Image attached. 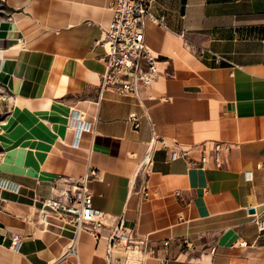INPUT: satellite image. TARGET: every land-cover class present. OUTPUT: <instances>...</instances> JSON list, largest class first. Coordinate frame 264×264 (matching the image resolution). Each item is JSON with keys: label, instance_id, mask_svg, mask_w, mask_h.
<instances>
[{"label": "crops", "instance_id": "obj_1", "mask_svg": "<svg viewBox=\"0 0 264 264\" xmlns=\"http://www.w3.org/2000/svg\"><path fill=\"white\" fill-rule=\"evenodd\" d=\"M110 3L0 0V27L15 38L0 40V49L22 45L29 63L11 77L15 86L28 79L18 95L0 79L16 96L11 116L20 129L4 138L16 149L11 155L1 142L0 264H106L118 220L148 241L128 244L129 251L115 244L111 264H264L257 225L264 220V0H153L150 11L161 24L144 22L145 42L158 58L153 84L138 97L107 90L98 101L104 64L96 41L110 23ZM61 74L71 81L62 84ZM71 118L88 125L76 143ZM210 141L230 146L221 168L198 166L199 147L193 164L170 157L175 145ZM88 168L98 172L89 186L104 226L98 238L81 232L77 258L64 259L73 227L41 210L40 199L69 187L57 178Z\"/></svg>", "mask_w": 264, "mask_h": 264}, {"label": "built area", "instance_id": "obj_2", "mask_svg": "<svg viewBox=\"0 0 264 264\" xmlns=\"http://www.w3.org/2000/svg\"><path fill=\"white\" fill-rule=\"evenodd\" d=\"M153 0H111L112 12L108 27L103 35L96 41V45L103 48L100 56L104 64V71L100 76L98 85V101L107 90H113L118 95H132L138 97L140 88L153 84L158 73V58L146 44L144 37V22L149 19L156 24H161V19L156 18L150 11ZM218 58V56H217ZM128 119L134 127L139 126V119L135 113H129ZM196 147H199L200 155L197 165L206 167L210 163L215 168H221L230 146L221 141L202 142L197 146L175 145L171 150V159L184 158L190 164L194 162L190 155ZM152 143L147 147V153L141 163L143 168L150 164V152ZM99 179L98 172L94 168H88L84 174L76 178L64 179L69 187L59 192L54 197L41 198V210L52 212L64 218L66 223L73 227V238L65 246L62 258H77L76 242L81 232L100 237L99 231L104 226L103 212L94 207L93 194L89 183L93 179ZM43 213V211H42ZM258 228L264 230V220L257 221ZM109 248L106 250V264H111L112 250L115 244L125 250L128 244L144 243L147 238H136L129 230L121 225L118 220L110 229L108 236ZM169 241L163 242L168 245ZM182 244L189 247L186 240ZM245 242L241 241L240 245ZM21 238L14 234L11 238V248L19 249ZM145 251V250H143ZM214 248L210 249V253ZM145 258V252L141 255ZM162 264L167 260L163 259Z\"/></svg>", "mask_w": 264, "mask_h": 264}, {"label": "bare ground", "instance_id": "obj_3", "mask_svg": "<svg viewBox=\"0 0 264 264\" xmlns=\"http://www.w3.org/2000/svg\"><path fill=\"white\" fill-rule=\"evenodd\" d=\"M15 18H18V17H15ZM13 33L14 32H11L10 30L9 31L7 30L6 24H4V23L1 24V27H0V40L1 41H4V40L13 41L15 38H9L8 37V36H12ZM12 46L13 47L10 50H8V51H2L0 49V79L6 80L7 83H9L10 87L14 88V90H15V92L17 94V93L21 92L22 89H25L27 87V85L29 84L28 79L24 78L23 82H21V84H18V85L15 86V85L12 84L11 77H13V75H18V76L19 75H23L24 72H26L27 69H29V63H27V60H26V57H25L26 56L25 48L22 45H15L14 42L12 43ZM51 61L52 60L49 59V58L45 59V61H44L45 65L48 66V67L51 66L52 65ZM56 63L57 62L54 59L53 60V64H56ZM67 69H68V71L72 70L70 67H68ZM87 73L88 74H93V72L90 71V70H87ZM60 76L62 77V81H63L62 84L64 82L68 83V82L71 81V77L68 76V74H61ZM73 85H74V83H73ZM71 111L72 110H70V112H69L68 120H69V118L71 116ZM16 119H17L16 115H12L8 120H5V121L1 122L0 127L2 129H5V131H6L7 135H8L7 137L12 136V138H13L18 132L17 130H20L19 126H18L19 125L18 124L19 121H17ZM67 124H68L67 127H70L69 121H68ZM17 127H18V129H16ZM15 150L16 149L14 147L13 148L10 147V149L7 150L8 155H11Z\"/></svg>", "mask_w": 264, "mask_h": 264}, {"label": "rangeland", "instance_id": "obj_4", "mask_svg": "<svg viewBox=\"0 0 264 264\" xmlns=\"http://www.w3.org/2000/svg\"><path fill=\"white\" fill-rule=\"evenodd\" d=\"M15 98L16 96L14 92H12L6 84L0 81V124L2 121L8 120V118L11 117V114L13 113V111L17 108L16 105L18 104L16 103ZM69 124L72 130L74 131V141L76 143L79 140L81 133L83 131L88 130V125L83 121L79 122L75 119L70 120ZM6 134L7 133L5 129H2L0 127V155H2L4 152L1 142L3 143L4 147L6 146L7 148L10 147L9 144H6V140H4V138L8 136ZM63 178L70 179V178H75V177L61 176L57 178L56 180H61Z\"/></svg>", "mask_w": 264, "mask_h": 264}]
</instances>
